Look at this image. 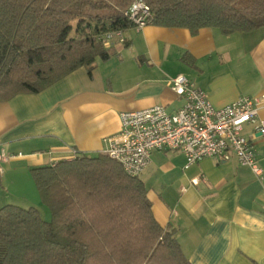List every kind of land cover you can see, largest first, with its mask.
Returning <instances> with one entry per match:
<instances>
[{"label":"crops","instance_id":"1","mask_svg":"<svg viewBox=\"0 0 264 264\" xmlns=\"http://www.w3.org/2000/svg\"><path fill=\"white\" fill-rule=\"evenodd\" d=\"M123 35L126 46L116 45L109 61L98 59L92 76L80 68L40 94L0 102V145L9 156L0 174V209L35 207L47 220L51 212L31 169L105 154L106 140L121 130L122 112L178 111L185 100L170 86L178 75L217 108L264 93V28L226 36L215 28L192 35L146 25ZM254 128L247 125L245 136ZM252 145L262 178L236 159L205 158L186 169L181 151L153 152L140 176L156 220L175 231L191 264H264V136Z\"/></svg>","mask_w":264,"mask_h":264},{"label":"trees","instance_id":"2","mask_svg":"<svg viewBox=\"0 0 264 264\" xmlns=\"http://www.w3.org/2000/svg\"><path fill=\"white\" fill-rule=\"evenodd\" d=\"M138 0H0V102L36 95L98 59L118 54L110 32L136 28L126 16ZM147 25L223 35L264 28V0H142ZM126 46V42L123 44ZM39 209H0V264H191L174 230L153 213L140 177L106 154L80 155L31 169Z\"/></svg>","mask_w":264,"mask_h":264},{"label":"built area","instance_id":"3","mask_svg":"<svg viewBox=\"0 0 264 264\" xmlns=\"http://www.w3.org/2000/svg\"><path fill=\"white\" fill-rule=\"evenodd\" d=\"M150 15V7L142 0L135 1L126 12L136 28L146 26ZM103 40L107 47L115 42H125L121 31L107 33ZM170 86L185 100L183 107L174 113L163 106L122 112L120 132L106 140L105 154L118 162L126 175L140 177L155 151H181L186 157V169L205 158H216L222 162L236 159L259 178L263 177L252 140L257 134L264 136V120H258L259 112L264 108V93L256 97H240L217 108L184 75L176 76ZM247 125L255 126L251 138L244 134ZM8 159L0 145V174L3 172L2 163ZM201 181L198 178L194 184Z\"/></svg>","mask_w":264,"mask_h":264},{"label":"rangeland","instance_id":"4","mask_svg":"<svg viewBox=\"0 0 264 264\" xmlns=\"http://www.w3.org/2000/svg\"><path fill=\"white\" fill-rule=\"evenodd\" d=\"M43 217H45V216H43ZM50 219H51V216H48V217H47V220H50Z\"/></svg>","mask_w":264,"mask_h":264},{"label":"water","instance_id":"5","mask_svg":"<svg viewBox=\"0 0 264 264\" xmlns=\"http://www.w3.org/2000/svg\"><path fill=\"white\" fill-rule=\"evenodd\" d=\"M260 136H262L261 134H259Z\"/></svg>","mask_w":264,"mask_h":264}]
</instances>
